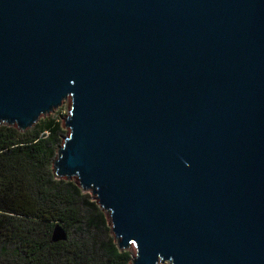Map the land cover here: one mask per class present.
I'll return each mask as SVG.
<instances>
[{"label":"water","instance_id":"water-1","mask_svg":"<svg viewBox=\"0 0 264 264\" xmlns=\"http://www.w3.org/2000/svg\"><path fill=\"white\" fill-rule=\"evenodd\" d=\"M65 100L54 179L130 264H264V0H0V126Z\"/></svg>","mask_w":264,"mask_h":264},{"label":"trees","instance_id":"trees-1","mask_svg":"<svg viewBox=\"0 0 264 264\" xmlns=\"http://www.w3.org/2000/svg\"><path fill=\"white\" fill-rule=\"evenodd\" d=\"M62 133L49 118L22 133L0 126V264H130L91 194L54 179ZM55 225L66 241L51 242Z\"/></svg>","mask_w":264,"mask_h":264},{"label":"rangeland","instance_id":"rangeland-1","mask_svg":"<svg viewBox=\"0 0 264 264\" xmlns=\"http://www.w3.org/2000/svg\"><path fill=\"white\" fill-rule=\"evenodd\" d=\"M69 101L68 100H65L60 107H58L56 110H54L51 114H47V115H44L42 117H40L41 119V123H42V119H53V120H57L60 122L61 124V127L63 129V133L61 135V141H63V137L67 135L68 133V130L67 128L65 127V123H64V117L68 114V110H69ZM39 119V120H40ZM38 120V121H39ZM38 123V122H37ZM47 133H45L44 135H46ZM106 224L109 228V236L110 237H113V235L111 234V231H110V223H109V220L106 219ZM114 238V237H113ZM124 251V250H123ZM124 252H127L129 253L130 256H133V253H134V249L133 248H130Z\"/></svg>","mask_w":264,"mask_h":264}]
</instances>
